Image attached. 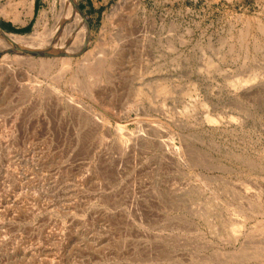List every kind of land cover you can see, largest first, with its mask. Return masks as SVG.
<instances>
[{"label": "rangeland", "instance_id": "rangeland-1", "mask_svg": "<svg viewBox=\"0 0 264 264\" xmlns=\"http://www.w3.org/2000/svg\"><path fill=\"white\" fill-rule=\"evenodd\" d=\"M20 1L0 264H264V0H76L55 54L51 2Z\"/></svg>", "mask_w": 264, "mask_h": 264}, {"label": "bare ground", "instance_id": "bare-ground-1", "mask_svg": "<svg viewBox=\"0 0 264 264\" xmlns=\"http://www.w3.org/2000/svg\"><path fill=\"white\" fill-rule=\"evenodd\" d=\"M49 1L51 2V5H52L50 8L52 13L51 12L50 13L52 14L53 20L55 22L54 29H57L58 34H57L55 41L52 43L53 46L50 45L51 47L48 48V51H51L48 54L50 53L55 54L57 53L56 49L60 47V45H63L65 42L69 41L70 40L69 38H71L72 32H71L70 23L73 18L74 9L76 6V0H61L60 8H58L59 6L58 0H49ZM20 2L23 3L24 0H21ZM31 6L32 7L34 6V1L31 2ZM44 14H43V19L45 16L47 17V14H45V16ZM2 35H3V38L11 37L10 35L6 36V34L4 33ZM14 40H11V42H13ZM68 44L69 43H66L64 48L67 47ZM61 55H62V60L64 63L63 66L64 67L70 66L71 62L73 61V55H74L73 51L69 49L68 51L63 52ZM2 207H3V204H2Z\"/></svg>", "mask_w": 264, "mask_h": 264}, {"label": "crops", "instance_id": "crops-1", "mask_svg": "<svg viewBox=\"0 0 264 264\" xmlns=\"http://www.w3.org/2000/svg\"><path fill=\"white\" fill-rule=\"evenodd\" d=\"M34 1H37V0H34ZM87 1H89V3H93V0H87ZM35 9L36 7L34 4V10ZM27 29H28L27 24L15 23L14 21H11L9 19L5 20L3 23H0V54H2L5 50H7L6 49L7 43L2 39L3 33L7 35L8 33H13L11 30H23L25 32Z\"/></svg>", "mask_w": 264, "mask_h": 264}, {"label": "trees", "instance_id": "trees-1", "mask_svg": "<svg viewBox=\"0 0 264 264\" xmlns=\"http://www.w3.org/2000/svg\"><path fill=\"white\" fill-rule=\"evenodd\" d=\"M28 30V29H27ZM13 33H21L24 32L23 30H11Z\"/></svg>", "mask_w": 264, "mask_h": 264}]
</instances>
